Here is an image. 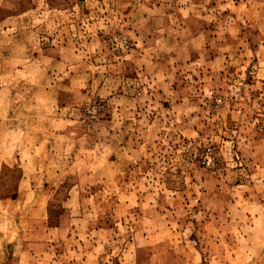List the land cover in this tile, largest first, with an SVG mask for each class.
Masks as SVG:
<instances>
[{"label":"rangeland","instance_id":"rangeland-1","mask_svg":"<svg viewBox=\"0 0 264 264\" xmlns=\"http://www.w3.org/2000/svg\"><path fill=\"white\" fill-rule=\"evenodd\" d=\"M0 264H264V0H0Z\"/></svg>","mask_w":264,"mask_h":264},{"label":"crops","instance_id":"crops-1","mask_svg":"<svg viewBox=\"0 0 264 264\" xmlns=\"http://www.w3.org/2000/svg\"><path fill=\"white\" fill-rule=\"evenodd\" d=\"M140 8H146L145 12L151 13V15H153L154 12H158V10H160L157 3L152 4L151 2H146L142 5H140ZM154 14H156V13H154ZM141 16L144 17L143 13L141 14ZM152 18H153V20L157 19V21H159L160 19H162V20L164 19V17H159L158 15H157V17L153 15ZM145 19H147V18H145ZM164 40H165V36L158 39L157 42H162ZM190 44H192V43H189L188 45H190Z\"/></svg>","mask_w":264,"mask_h":264}]
</instances>
